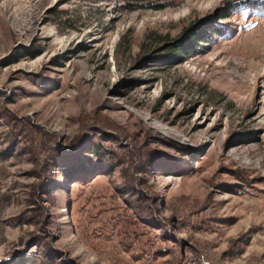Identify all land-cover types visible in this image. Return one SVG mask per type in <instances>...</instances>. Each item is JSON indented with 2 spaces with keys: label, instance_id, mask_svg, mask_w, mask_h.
I'll return each instance as SVG.
<instances>
[{
  "label": "rangeland",
  "instance_id": "1",
  "mask_svg": "<svg viewBox=\"0 0 264 264\" xmlns=\"http://www.w3.org/2000/svg\"><path fill=\"white\" fill-rule=\"evenodd\" d=\"M237 1L0 0V264H264V12L169 48Z\"/></svg>",
  "mask_w": 264,
  "mask_h": 264
},
{
  "label": "trees",
  "instance_id": "2",
  "mask_svg": "<svg viewBox=\"0 0 264 264\" xmlns=\"http://www.w3.org/2000/svg\"><path fill=\"white\" fill-rule=\"evenodd\" d=\"M249 2L250 1L247 0L245 2L237 1L234 3H227V6L219 10L214 18H204L194 23L184 31L183 36L170 44V55L179 60L183 58L184 55L197 52L199 47H203L204 44L210 41L212 42L215 36H222L225 32V27L221 26L218 22L219 20L230 17L232 11L245 7L248 10H253L258 13L264 12V5L260 4V1L254 0ZM55 144L56 142H54L53 145ZM51 154H53V152H51ZM76 163L77 162H75V164L72 163L70 166L66 165L69 167L68 169L66 168V174L70 178L75 177L78 172H86V169H81L80 167H85V164L89 165L91 162ZM73 170L75 171L74 173Z\"/></svg>",
  "mask_w": 264,
  "mask_h": 264
}]
</instances>
